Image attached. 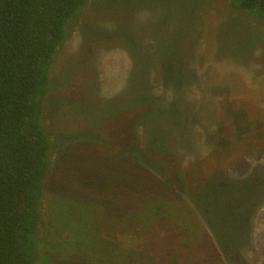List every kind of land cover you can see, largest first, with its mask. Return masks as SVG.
<instances>
[{
	"label": "rangeland",
	"instance_id": "1",
	"mask_svg": "<svg viewBox=\"0 0 264 264\" xmlns=\"http://www.w3.org/2000/svg\"><path fill=\"white\" fill-rule=\"evenodd\" d=\"M69 23L37 264H264V18L90 0Z\"/></svg>",
	"mask_w": 264,
	"mask_h": 264
},
{
	"label": "trees",
	"instance_id": "2",
	"mask_svg": "<svg viewBox=\"0 0 264 264\" xmlns=\"http://www.w3.org/2000/svg\"><path fill=\"white\" fill-rule=\"evenodd\" d=\"M89 2L0 0V264L38 263L51 150L43 119L50 69L69 22ZM231 3L264 18V0Z\"/></svg>",
	"mask_w": 264,
	"mask_h": 264
}]
</instances>
